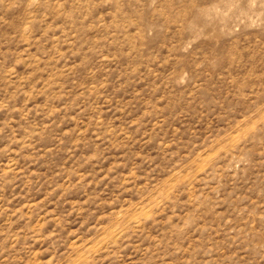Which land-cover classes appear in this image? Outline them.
Instances as JSON below:
<instances>
[{"label": "rangeland", "instance_id": "rangeland-1", "mask_svg": "<svg viewBox=\"0 0 264 264\" xmlns=\"http://www.w3.org/2000/svg\"><path fill=\"white\" fill-rule=\"evenodd\" d=\"M0 264H264V0H0Z\"/></svg>", "mask_w": 264, "mask_h": 264}]
</instances>
